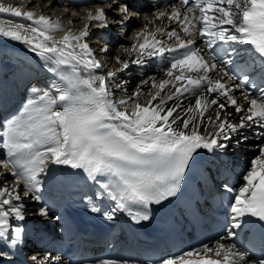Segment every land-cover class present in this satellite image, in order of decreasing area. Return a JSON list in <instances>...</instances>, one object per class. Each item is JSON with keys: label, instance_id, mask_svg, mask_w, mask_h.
I'll list each match as a JSON object with an SVG mask.
<instances>
[{"label": "snow or ice", "instance_id": "1", "mask_svg": "<svg viewBox=\"0 0 264 264\" xmlns=\"http://www.w3.org/2000/svg\"><path fill=\"white\" fill-rule=\"evenodd\" d=\"M42 2L53 7L51 0ZM181 4L183 8L167 5L170 13H151L153 20L166 18L170 24L156 29L144 26L130 47L119 46L129 58H115L120 65L117 72L132 65L143 67L145 58L158 60L166 78L147 76L135 92L117 100L111 84L127 94L129 82L117 72H96L103 65L88 38L91 22H97L95 26L102 30L118 27L128 39L129 20L141 15L131 0H101L94 14L88 12L89 24L83 30L69 31L58 41L52 35L60 29L57 21L0 0V14L29 22L0 18V37L24 44L46 65H55L48 71L58 78L47 90L29 89L35 95L23 109L0 122V148L6 150L0 158V264H12L24 243L22 225L28 215L51 218L48 204L41 203L43 178L51 166L82 171L98 189L95 199L107 202L106 219H115L119 212L135 223L147 222L154 205L182 193L202 151L223 153L237 136L234 146L239 147L249 139L245 131L257 141L255 154L240 174L238 186L222 185L226 193L223 230L215 238L148 264H264V232L238 244L235 231L253 221L264 229V79L258 85L247 74L250 68L264 74V0H181ZM165 36L174 45L167 44ZM201 44L207 52L201 51ZM100 51L107 53V43ZM242 53L260 63L241 65L237 57ZM61 66L70 71H62ZM224 78L235 83L230 86ZM146 86L149 98L141 103ZM237 89L243 90L246 107L238 102ZM29 199L40 205L33 212L26 211L24 201ZM83 199L91 212H101L91 197ZM186 209L193 222H199V210L191 200ZM30 259L32 264H59L61 257L45 252ZM94 264L130 262L105 258Z\"/></svg>", "mask_w": 264, "mask_h": 264}, {"label": "bare ground", "instance_id": "2", "mask_svg": "<svg viewBox=\"0 0 264 264\" xmlns=\"http://www.w3.org/2000/svg\"><path fill=\"white\" fill-rule=\"evenodd\" d=\"M142 0H131V3H141ZM4 4H12L14 6L20 7L21 10H32L37 16L40 14H44L50 17L52 20L57 21L61 26L66 27L68 30L73 32H79L84 29L86 24H89L87 20V14L89 12V8L74 11L67 10L61 7H57L54 1L51 0L52 8L49 9L48 5L43 3L42 0H3ZM33 5H35L33 7ZM27 6V7H26ZM0 18L12 19V20H21V18L17 17H8L6 14H0ZM21 22L27 24L29 23L26 20H21ZM160 27L167 26L168 23L165 19L158 21ZM92 23V27L90 28V32H92V28L94 27V23ZM153 29V28H152ZM88 42L94 50L93 52L100 53V49L103 47H98L93 44L91 38H88ZM116 44L131 46L127 41L116 40ZM114 48V47H113ZM121 47H119L120 49ZM114 49L108 48L107 53L104 55H100L99 58L103 59L104 62L108 63L111 56L114 54ZM119 56L121 59H128L129 53L125 52L123 49L121 52H115V58ZM245 53H242L239 57H237V61H240L244 58ZM132 58H135V54H133ZM41 58L34 56L27 50V47L18 42L11 41L10 39L0 37V122H3L5 118H10L13 115L18 114V112L23 109L27 100L30 96L35 95V93H31L29 89L22 91L21 86L23 85L24 80L29 75H35L37 79L35 80V84H38L37 87L41 91L47 90L51 85L44 87V80L46 76V70L44 69ZM145 66H130L126 71L120 72L118 75L119 78L127 80L129 83L125 86L128 89L127 94L124 93L122 89H117L115 84H111L112 91L114 93V98L119 100L125 95H131L136 91V86L139 81L147 76L156 75L158 78H166L163 73L159 71V61H155L154 59H148ZM103 62V65H104ZM50 67H56L55 65H50ZM62 71H70V68L65 66H61ZM110 70V69H109ZM80 75H85V73L79 69ZM116 71V69L114 70ZM39 74V77L37 76ZM49 71V75H50ZM105 74V71L103 72ZM14 76V79L12 77ZM56 80V77H55ZM56 82V81H54ZM118 82V81H117ZM145 95L140 97V102L145 103L149 98L146 94L148 92V87L146 86L143 89ZM194 103V99H193ZM230 111L232 109H229ZM209 115H213L214 113L209 112ZM245 134L249 136V139L241 144L239 147H235V139L239 137H234V140L230 143L228 149L224 150L223 153L217 151L213 154H208L206 152H201L203 157L205 158V168L213 177V180L217 183H229L233 186H238L241 181L238 180L240 174L243 170L248 166V161L255 154V149L253 145L257 143V141L252 137L251 133L245 131ZM0 158H3V151L0 150ZM2 171V169H0ZM64 170L61 166H51V172L49 175L43 178V192L51 193L56 184L58 188H60L61 183L59 182ZM5 179H11V177H5ZM22 188V185H21ZM23 195V192H21ZM24 203L27 205V212H33L37 208L36 202L32 200H26ZM51 216V214H49ZM25 229L24 232V243L21 244L18 251L14 253V255H19L21 251V247H24L28 244V240L32 242V247L22 248L26 249L24 255L27 257H31V255L39 253L41 246L45 245L44 240L45 236L43 235L41 239L38 241V237L40 234H48L47 228L56 227L55 223L51 219H42L38 215H28L27 219L23 222L22 225ZM29 242V243H30ZM22 252V251H21ZM134 264V262H131ZM13 264V263H12Z\"/></svg>", "mask_w": 264, "mask_h": 264}]
</instances>
